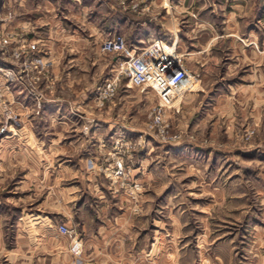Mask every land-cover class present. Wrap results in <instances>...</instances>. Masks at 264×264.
I'll return each mask as SVG.
<instances>
[{"label": "rangeland", "instance_id": "rangeland-1", "mask_svg": "<svg viewBox=\"0 0 264 264\" xmlns=\"http://www.w3.org/2000/svg\"><path fill=\"white\" fill-rule=\"evenodd\" d=\"M100 1L95 0L97 7ZM216 1L224 3L226 14L215 22L230 24L227 12L236 4L231 0L206 3L214 5ZM109 2L139 23L165 14L169 0ZM259 2L251 0L250 6L256 8ZM34 3L39 6L41 2ZM18 6L19 1H0V18H5L0 22L1 29H27L29 40H41L47 84L39 101L13 94V127L17 129L24 120L38 115L43 103L57 96L65 99L64 114H70V106H79L78 111H73L80 116L75 137L80 136L85 143L92 132L102 134L94 169L98 180L108 188L109 198L126 195L130 210L137 215L126 226L118 224L122 228L113 238L97 246L98 225L102 231V226L111 228V224L96 220L99 206L91 197L79 210L78 201L66 199L67 189L61 188L75 184L70 172L62 174L60 170L59 176L53 173L57 164L73 169L76 156L54 157L56 150L42 156L40 150L46 144L35 149L31 142L25 143L26 132L10 130L1 135V140L19 138L15 149L26 147L28 154L4 158L15 162L9 171L1 167L7 169V174L0 176V264H264V190L259 192L253 186L264 182V161L258 157L252 163L248 160V155L264 151V47L255 41L249 55L236 60L226 49L227 41L236 37L220 39L225 41L203 54L204 59L196 58L199 63H182L193 79L180 88L172 101L159 98L151 89L128 85L124 76L116 80V89L109 97L104 95L103 86L116 73L108 67L111 57L94 46H79L81 58L77 63L70 61L73 47L55 50L35 23L9 27ZM101 7L98 9L102 14ZM249 15L238 18L240 27L250 21ZM188 17L192 25L201 20L194 10H189ZM261 34L259 31L252 35V40L260 39ZM210 35L211 32L204 33L201 39ZM85 57L96 63L83 62ZM124 87L132 89L128 97L121 98L120 88ZM106 108L111 109L108 115ZM110 117L128 125L112 129L111 138L103 123L94 122ZM71 136L67 131L65 140ZM29 148L34 152L32 156ZM168 150L172 151L169 158L165 153ZM200 150L210 151L211 158L206 166L192 168L189 159L199 157L196 151ZM140 152L146 157L143 167L154 169L155 183L150 173L145 174L143 182L137 181L133 173L135 154ZM80 180L87 183L83 175ZM214 187L223 191L217 194L212 191ZM62 196L65 200H61ZM60 225L72 230L71 236L55 229ZM75 242L79 243L77 254L71 249Z\"/></svg>", "mask_w": 264, "mask_h": 264}, {"label": "crops", "instance_id": "crops-1", "mask_svg": "<svg viewBox=\"0 0 264 264\" xmlns=\"http://www.w3.org/2000/svg\"><path fill=\"white\" fill-rule=\"evenodd\" d=\"M18 1L20 6L17 8V15L10 21L9 27H19L29 22L35 23L38 26V30L44 33L45 37L47 36L46 41L48 39L50 45L55 47V50L58 51V49L69 47L70 45V47H73V50H71L69 54L72 55L70 61L74 63L81 58L79 57V46H82V48L94 46L102 53L100 51V45L103 39L120 34V36L123 35L122 37L129 46L136 48H142L153 40L164 38L163 40L175 49L176 54H178L181 59V63L184 64L188 62L199 63L200 61L196 58L201 57V59H204L205 57L203 54H206L208 51H214L218 42L225 41L220 39L225 37H236V39H229L226 47V49L230 51L229 55L235 57L236 60H244L246 56L249 55L248 53L251 52L253 48L251 46L256 44L255 41L258 42L260 46L264 47V0H259L260 2L256 8L255 5L254 7L250 6L251 0L245 2L231 0V3L236 5L230 8V12H227V20L229 18L230 24H224L222 21L218 23L215 22L217 19L221 20V17L226 14L224 13V3L222 1H216L214 5H211L207 4L206 0H169L166 4L167 12L165 11V14L158 19H149L139 23H137L136 20H131L127 12L125 13L114 8L109 0L100 1L102 4L98 7L103 6L104 11L102 14L100 13V9L96 6L95 0H40L41 3H39V6L37 5L38 3L35 5L34 0H14V4ZM159 1L160 0H156V3H159ZM189 10H194L200 14L201 20L195 22L193 25L192 23L189 24ZM244 15H249L250 21L246 25L240 27L238 18ZM235 17L237 18L235 19ZM259 31L262 32V37L258 40H252V35H257ZM209 32H211L210 37L204 40L201 39L204 33ZM67 40L71 42L67 43ZM236 47L237 49H235ZM106 55L111 57L108 67L113 69L116 64V56L113 54ZM82 60L83 62L90 61L92 65L96 63L95 60L89 58L86 60V57ZM203 64H200V67H202ZM201 72L203 73L205 71L201 70ZM129 89L132 88H120L121 98L128 97L130 93ZM64 100L63 97L57 96L51 102L43 103L42 109L38 115H32L28 120H24L17 129L13 127L10 128L9 131L16 129V131L18 130L19 132H26L27 138L25 143L31 142L35 145V149H40L43 144H46V148L40 150L42 156L44 152L48 153L50 151L52 152V150H56L54 157L65 156L73 158L76 156L74 170L70 167L57 164L56 171L53 173L59 176L60 170H62V174L70 172L72 174L70 179H73L72 182L75 184L67 188H61V190L67 189L66 192L68 195L66 199L68 201H78L77 210H79L80 207L85 206L86 199L91 197L93 202L96 203V206H99L96 220L111 224V228L102 226L104 228V230H102L103 232L99 230L101 224L98 225L95 232L98 240L95 244L98 246L99 242L102 241L104 243L107 239L110 240L113 238V234L117 229L119 227L122 228V226L118 227V224L126 226L132 223L135 221L137 214H133V210H130V202L126 195H119V197L114 200L107 195L109 192L108 188L103 182L98 180L99 174L94 170L96 165L95 161H98L97 147L100 148L102 146V134L98 135L97 132H92L91 137L86 140L85 143L84 140H80V136L75 137L79 128L78 123L80 121L78 118H80V116L73 111H78L79 106L75 108L73 105L70 106V114H64V111H67L66 109H62ZM110 110V108H106L107 115ZM94 122L103 123L104 127L108 128L109 132L107 133H109V138L112 136V129L128 126L121 119L118 120L111 117L103 120L97 119L94 120ZM67 131L68 134H72V138L68 141L65 140ZM19 141L20 139L15 136L4 137L0 141V176H5V173L7 174L6 170L15 166V162H6L4 158L7 157V159H12L23 152L27 153L26 147H24V150H21L19 147L18 150L15 149ZM106 142L110 144L109 141ZM29 149V155L32 156L34 152H32L31 148ZM171 152L170 150L165 152L168 158L172 154ZM196 152H200V156L198 157L195 154L197 158L189 159L191 167L196 168L200 164L206 166L208 160L211 158V152L202 153L204 152L202 150ZM141 153L142 152H140V154H135L136 165L133 168V173L137 181L140 180V182H143L145 179V174L150 173L151 181L155 183L154 169L148 170L143 167L146 157ZM256 157L264 161V151L260 150L256 154L253 153L248 155V160L252 163L255 161ZM87 162L90 164L85 166ZM1 167H7V169L4 170ZM195 171L197 170L195 169ZM81 175L86 177L87 183L83 184L81 182ZM258 185V187H256L255 184L253 186L258 188L259 192L263 191L264 182H260ZM213 190H215L217 194L223 191L222 188L218 187H214L212 191ZM56 199H58V196H56ZM61 200H65L64 196L61 197ZM58 204L56 203L55 206H58ZM139 207L141 210L143 209L142 204H140ZM116 212L119 213L116 214ZM57 228L58 227L55 229ZM122 252L124 253L125 251L122 250ZM125 255L127 257L131 256L130 253Z\"/></svg>", "mask_w": 264, "mask_h": 264}, {"label": "built area", "instance_id": "built-area-1", "mask_svg": "<svg viewBox=\"0 0 264 264\" xmlns=\"http://www.w3.org/2000/svg\"><path fill=\"white\" fill-rule=\"evenodd\" d=\"M10 18L11 16L7 19ZM4 19L0 18V22ZM2 25L0 23V140L1 135L16 125V115L12 112L13 94H23L22 98L31 96L39 101L41 91L47 84L45 52L39 42L41 40H29L30 31L27 29L20 32L9 29L4 32ZM100 51L116 56V64L112 69L116 73L112 75L113 79L104 82L105 96L113 95L116 80L124 76L128 85L151 89L159 98L172 101L178 96L180 88L193 79L183 67L175 49L163 39H156L142 48H136L129 46L122 36L113 35L103 40ZM6 58L10 61L7 62ZM118 170H121L120 166ZM57 230L66 236H71L72 233L64 225L58 226ZM71 249L77 254L79 243H73Z\"/></svg>", "mask_w": 264, "mask_h": 264}]
</instances>
